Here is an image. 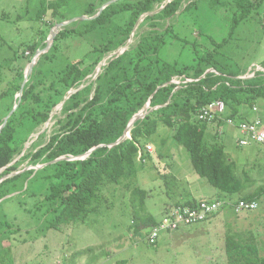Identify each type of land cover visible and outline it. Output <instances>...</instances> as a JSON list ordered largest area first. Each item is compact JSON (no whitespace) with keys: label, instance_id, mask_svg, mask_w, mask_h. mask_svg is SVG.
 Returning a JSON list of instances; mask_svg holds the SVG:
<instances>
[{"label":"trees","instance_id":"trees-1","mask_svg":"<svg viewBox=\"0 0 264 264\" xmlns=\"http://www.w3.org/2000/svg\"><path fill=\"white\" fill-rule=\"evenodd\" d=\"M198 1L125 2L118 13H129L127 23L116 26V33L107 36V39L112 37V44H115L104 46L105 42L95 45L77 60H70L62 49L72 39L84 42L86 32L107 24L116 14L113 5L91 20L88 29L78 27L79 22H87L81 20L60 30L50 51L39 59L25 87L24 102L9 118L0 134V212L4 204L16 200L36 220L40 212L47 216L45 221L51 217L52 220L46 222L49 229H59L71 223H86L91 215L99 212L106 200L104 190L107 184L120 185L137 175V165L150 158L144 153L147 152L148 141L143 148L142 140L157 133L161 125L171 129L178 144L188 150L195 172L217 190V200L231 201L255 181L247 173L243 179L237 176V164L227 157L223 143H207L210 124L199 121L198 113L212 102L223 101L229 117L249 121L251 118L243 114L241 108H253L255 103L264 100V71H253V77L242 79L240 77L246 76L247 71L231 72L228 66L219 63L216 56V51L228 43L238 24L247 20L252 11L259 9L264 0H234L239 13L234 14V26L228 38L220 43L210 39L216 45L215 51L198 55V43L195 42L192 52L195 57L192 60L183 58L184 50L180 52L182 60L163 58L165 47L181 42L179 34H175L172 24L167 25V22L172 19L178 21L177 18ZM229 5L233 6L231 3ZM53 7L54 3L51 10L55 17ZM97 8L90 7L84 15L94 17ZM44 13L42 6L38 14L40 22L44 19ZM146 14L142 24L151 25V31L139 34L136 44L123 54L108 59L96 79H88L96 74L99 64L108 55L128 44L138 20ZM54 25L47 24L49 30ZM47 37L43 33L40 42L46 41ZM29 44L25 51L31 52V56L24 58L28 63L41 46L39 43ZM20 52L9 61L25 56H19ZM261 67L264 68V62ZM211 69L218 73L205 74ZM10 70L14 71L13 68ZM17 75L21 80L24 72ZM203 75L205 77L201 78ZM15 76L7 83V89L0 91L1 100L8 95ZM175 78L181 79L180 85L173 83ZM186 79L193 81L184 83ZM15 89L19 92L20 82ZM73 91L77 92L65 102L61 112L63 118L57 116L61 130L50 136L43 147L36 143L17 159L30 137L49 121L52 113ZM148 104L150 107L147 109ZM13 107L14 103L4 107V110L0 109V127ZM142 111L146 112V117L134 123L131 139L110 147L124 135L133 118ZM215 125V136L220 138L218 129L223 122H216ZM92 149L95 150L85 156ZM140 152L143 153L141 158ZM60 158L64 159L56 161ZM71 158L76 159L69 160ZM25 160H29L31 165H48L37 171L16 174ZM134 189L133 207L136 204L138 207L133 212V224L138 228L155 227L158 221L146 215L147 192ZM250 189L251 186L248 187ZM12 194L15 195L3 200ZM29 198L35 200L34 208H28L26 199ZM238 198V201H260L264 198V185ZM13 224L8 218L0 216V264H13L11 248L3 246L1 233L4 228L7 229V239L12 245L10 238L17 230ZM226 253L229 264H264V256L260 255L256 244L242 243L234 237L228 238Z\"/></svg>","mask_w":264,"mask_h":264},{"label":"rangeland","instance_id":"rangeland-1","mask_svg":"<svg viewBox=\"0 0 264 264\" xmlns=\"http://www.w3.org/2000/svg\"><path fill=\"white\" fill-rule=\"evenodd\" d=\"M108 1L110 0H0V91L6 90L7 83L13 75H16L13 78V86L11 85L7 95L9 97L0 99V109L13 103L15 107L19 101L20 105L24 102L25 87L31 80L39 59L50 51L45 50V45H48V37L43 43L40 42L43 33L49 36L52 32L47 24L60 23L63 19L73 20L84 16L83 19H88L83 21L87 22H79L78 27L88 29L93 16L84 14L90 7H98L96 9L98 10ZM125 2L135 3L137 0H122L112 4L116 14L111 17L110 21L96 27L93 31L86 32L83 37L84 42H78L76 39L70 40L66 43V48L62 49L64 54L70 60H77L91 51L95 45H102L105 42L104 46L108 43L114 45L115 43L112 44L113 38L107 39V36L116 33L114 31L116 26L127 23L130 17L129 13L126 15L118 13ZM53 3L55 17L51 10ZM230 3L233 6H230ZM42 6L45 13L43 21L40 22L38 14ZM237 13L239 11L234 0L198 1L191 9L178 17V21L172 19L167 22V25L172 24V28H174L172 31L179 34L181 42H175L165 47L162 57L169 61L182 60L180 52L184 50L183 58L192 60L195 57V54L192 53L195 42L198 43L196 45L198 55H203L211 50L215 51L216 45L210 39L213 38L217 43H220L228 38L232 26H234V14ZM249 15L247 20L238 24L228 43L216 51L217 60L221 65L228 66L231 72L247 71L245 77H251L252 75L249 73L254 70L264 71V68L261 67L264 62V3ZM151 29V25H144L141 21V24L135 26L132 31V39L130 38L128 44L108 55L99 64L96 74L89 76L88 79H96L108 59L118 56L116 55L118 52L124 53L130 46L137 43L139 34L149 32ZM28 43H39L41 44L40 49L44 50H41L40 57L37 59L28 82L22 89L21 96L20 90L24 77L31 69V62L28 63V60L24 59L31 56V52L25 51ZM183 44L185 45L183 46ZM19 51H21L19 56H25L19 57L13 62L9 61ZM10 68H13L14 71H11ZM21 71L24 72V76L20 80V76L17 74ZM175 79L176 82L181 81L180 78ZM19 82L20 90L18 92L15 86ZM67 100L66 97L64 102L52 113L49 121L30 137L23 153L17 159H20L27 150H31L32 145L36 143L43 147L49 142L50 136L61 130L57 116L63 118L61 112ZM243 108H247L248 111L253 109L252 112H256L264 121V100L255 103L253 108L248 106ZM143 117L145 118L146 115ZM216 130L215 123H211L208 129L207 143L215 142L214 132ZM44 134L45 136H43ZM219 137L221 136L219 135ZM236 138L237 134L235 133L231 136H224L227 157L236 162L244 157V162L236 163V174L243 179L247 173L255 181L249 184L250 190L247 187L236 196L237 198L226 201L233 204L238 201L241 194L253 192L264 185V146L253 143L240 148V146H236ZM146 141L152 145L153 149L151 153V148H149L150 154L144 151L145 155H149L150 158L143 161L142 165H137V175L131 180L124 181L120 185L107 184L104 190L106 200L99 212L91 215L84 224L71 223L60 226L59 229H49L46 222L51 221V217L45 221L47 216H43L40 212L36 220L16 200L4 204L0 216L12 221L13 228L17 230L10 238L11 245L7 239L8 231L6 228L3 229L1 232L4 239L3 246L7 249L11 248V256L14 258L15 264H229L226 245L230 237H234L242 243L256 244L260 255L264 256V198L259 201L257 210L238 213L233 210V207L227 205L208 221L190 226L185 230L165 232L156 246L150 245L148 243L150 228H138L133 224V212L138 207L137 204L135 208L133 207L134 188L146 190L148 194L146 215H150V218L157 221L163 214V205L174 203L181 192L192 184H187L185 179L177 180V175H172L170 170L175 171L174 174L183 168L186 171L184 163H187L189 171L195 175L194 177L198 178L199 175L193 168L188 150L178 144L171 129L161 125L157 133L149 139L142 140L143 148H145ZM159 152L162 154L158 157ZM142 154L140 152V158ZM174 156L178 159L174 160ZM74 159L76 158L69 160ZM180 163L183 167H178ZM47 165L45 163L31 165L29 160H25L15 173L20 174L28 170L37 171ZM199 178L203 179L209 189H214L207 179ZM180 184L182 185L181 189ZM177 188L180 191L176 190ZM189 191L183 193L182 196L185 197ZM149 196L150 198H148ZM26 201L28 208H34L36 203L34 199L29 198ZM2 260L5 262V258Z\"/></svg>","mask_w":264,"mask_h":264},{"label":"built area","instance_id":"built-area-1","mask_svg":"<svg viewBox=\"0 0 264 264\" xmlns=\"http://www.w3.org/2000/svg\"><path fill=\"white\" fill-rule=\"evenodd\" d=\"M254 71L256 72L258 70ZM255 72L250 75L254 76ZM190 81V79H186L184 83ZM181 82L182 81L176 82V79L173 80V83L177 85H180ZM198 120L209 124L222 121L223 125L218 129L219 135L224 133V126L236 130L239 135L237 143L240 147H247L253 143L264 146V121L260 117L249 121L233 119L228 116L227 106L223 101H215L201 108L198 114ZM149 148H151L152 152V147L148 146V151ZM227 205L233 207V210L238 213L243 211H254L259 207L257 202L245 200H241L234 204L213 200L199 202L195 205L178 206L171 209L155 227H152L148 236V242L151 245H155L163 232H172L183 227L203 223L223 208L227 207Z\"/></svg>","mask_w":264,"mask_h":264},{"label":"crops","instance_id":"crops-1","mask_svg":"<svg viewBox=\"0 0 264 264\" xmlns=\"http://www.w3.org/2000/svg\"><path fill=\"white\" fill-rule=\"evenodd\" d=\"M241 112L243 114H245V115H248V117L253 116L254 118H252L251 120H254L257 117H260V116H258V114H256V112H254V111L252 112V110L248 111L247 108H243L242 107L241 108ZM227 114H228V109H227ZM234 133L237 134V138L235 139V142H236V146L238 147L239 146L238 143H237V139H238V136H239L238 133L236 132V130H234V129L230 128V127H227V126H224V134L220 138H218V137L215 138V142L219 141V142L223 143L224 146H225L224 136H229V135L231 136ZM240 148H242V147H240ZM161 154L162 153L159 152L158 153V157ZM176 159H178V157L174 156V160H176ZM240 162H244V157H242L236 163L239 164ZM184 166L186 168V171H185L184 168L182 170L178 171L177 174H174L175 171H173V170H170V171H171L172 175H177L176 176L177 180L182 181V179H185L187 184H190V183H192V184H191V186L189 185L187 189H184L183 192H181L180 196L178 197V199L174 203H172V204H169V203L164 204L166 206L163 205V207H162V213L163 214H162V216H161V218L159 220H162V218L166 215V213L168 211H170L174 207H177V206H180V205H184V204H189V203H198V202H201V201L203 202L204 200H215V199H217V190L214 187H213L214 189H209V187H207L205 185L203 179L199 178L200 176L198 178L194 177L195 175L189 171L187 163H184ZM178 167H183V165L180 163L178 165ZM190 180H191V182H190ZM179 186H180V189H181L182 185L180 184ZM180 189L177 188L176 190L180 191ZM189 189H190V191H189ZM187 191H189L188 194L185 197L182 196L183 193H186ZM148 198H150V196ZM159 220H157V221H159ZM186 228H188V227H186ZM182 229L185 230V228H182ZM182 229H180V230H182ZM9 264H11V263L9 262ZM13 264H15L14 258H13Z\"/></svg>","mask_w":264,"mask_h":264},{"label":"water","instance_id":"water-1","mask_svg":"<svg viewBox=\"0 0 264 264\" xmlns=\"http://www.w3.org/2000/svg\"><path fill=\"white\" fill-rule=\"evenodd\" d=\"M120 1H122V0H110V1L106 2L105 4L101 5L100 8H99L98 10H96L97 14H96L94 17H92V19H90V20H93V19H95V18H98V16H100V15L103 13V11H104L105 9H107V8H108L109 6H111L112 4H114V3H116V2H120ZM146 16H147V14L144 15V16H142V17L138 20L136 26H138L139 23H141V21H143L144 18H145ZM83 17H84V16H82V17H80V18L73 19V20L63 21V22H60V23L57 22V23L54 25V27L52 28V32H51L50 36H49L48 39H47V41H48V45L45 47V50H46V51H49V50L51 49V47H52L53 44L55 43V39H56L57 35L59 34L60 30H62L63 28H65V27H67V26H69V25L75 23V22L78 21V20H87V19H88V18L83 19ZM131 39H132V38H131ZM41 50H44V49H39V50L36 52L34 58L32 59V61H31V63H30L31 69H30V71L25 75L24 80H23V83H22V86H21V90H20V95H21V96H22V94H23V92H22L23 90H22V89H23V87L25 86V84L28 82V79H29L30 75L32 74L33 68L36 66L37 59L40 57V53L42 52ZM121 54H123V53H121V52L116 53V55H118V56L121 55ZM210 72H213V70H208L205 74H208V73H210ZM204 77H205V75H203L201 78H204ZM75 92H77V91L70 92L67 98H69V97H70L73 93H75ZM19 105H20V101H19V103L13 108V110L11 111V113L5 118V120H4V124H3L2 127L0 128V134L2 133V131H3V129L5 128V126L7 125V121L9 120V118H10V117L13 115V113L18 109ZM149 107H150V104L147 105V109H148ZM144 112H145V111L140 112L139 114H137V115L133 118L132 122L129 124L128 128L125 130L124 135H123V136H122V137H121V138H120L115 144L111 145L110 147L117 146V145H119L122 141L131 138V130H132V128H133V125H134V123H135L136 121H138V120L144 118L143 115H146V112H145V113H144ZM128 134H129V138L127 137ZM99 147H102V146H99ZM94 150H95V149H92V150L89 151L85 156L89 155V154H90L92 151H94ZM63 159H64V158H61V159H59V160H63ZM59 160H56V161H59ZM9 197H11V196L6 197L5 199H7V198H9Z\"/></svg>","mask_w":264,"mask_h":264},{"label":"clouds","instance_id":"clouds-1","mask_svg":"<svg viewBox=\"0 0 264 264\" xmlns=\"http://www.w3.org/2000/svg\"><path fill=\"white\" fill-rule=\"evenodd\" d=\"M66 21H67V20H66ZM62 22H63V21H62ZM76 22H77V21H76ZM55 24H56V23H55ZM49 36H50V35H49ZM46 46H47V45H46ZM211 70H212V69H211ZM251 71H252V70H251ZM213 72L218 73V72H216L215 70H213ZM249 74H250V73H249ZM252 77H253V76H252ZM240 78H242V79H246V78H251V77H245V76H244V77H240ZM190 80H191V79H190ZM192 81H193V80H191L190 82H192ZM215 123H216V122H215ZM218 134H219V133H218ZM223 134H224V133H223ZM223 134H222V135H223ZM222 135H220V136H222ZM130 139H131V138H130ZM148 146H151V145H148ZM148 146H147V147H148ZM147 147H146V150H147ZM151 147H152V146H151ZM147 152L150 153L148 150H147ZM151 153H152V152H151ZM4 200H5V199H4ZM215 200H217V199H215ZM2 201H3V200H2ZM204 201H213V200H204ZM219 201H222V200H219ZM240 201H241V200H240ZM201 202H202V201H201ZM225 202H226V201H225ZM236 202H239V201H236ZM236 202H235V203H236ZM255 202H257V203L259 204V201H255ZM198 203H199V202H198ZM195 204H197V203L184 204V205H195ZM180 206H183V205H180ZM177 207H178V206H177ZM174 208H175V207H174ZM225 208H226V207H225ZM258 208H259V207H258ZM172 209H173V208H172ZM168 212H169V211H168ZM168 212H167V213H168ZM167 213H166V214H167ZM164 217H165V216H164ZM164 217H163V218H164ZM163 218H162V219H163ZM160 221H161V220H159L158 223H159ZM207 221H208V220H207ZM205 222H206V221H205ZM203 223H204V222H203ZM200 224H201V223H200ZM193 226H194V225H193ZM189 227H190V226H189ZM183 228H186V227H183ZM151 229H152V228H150V231H151ZM181 229H182V228H181ZM179 230H180V229H179ZM150 231H149V233H150ZM176 231H178V230H176ZM172 232H173V231H172ZM163 233H165V232H163ZM163 233H162V234H163ZM168 233H170V232H168ZM162 234H161V236H162ZM161 236H160V238H161ZM160 238H159V240H160ZM159 240H158V242H159ZM158 242H157L155 245H152V246H156V245L158 244ZM148 243H149V242H148ZM149 244H150V243H149ZM150 245H151V244H150Z\"/></svg>","mask_w":264,"mask_h":264},{"label":"bare ground","instance_id":"bare-ground-1","mask_svg":"<svg viewBox=\"0 0 264 264\" xmlns=\"http://www.w3.org/2000/svg\"><path fill=\"white\" fill-rule=\"evenodd\" d=\"M127 137L129 138V134L127 135Z\"/></svg>","mask_w":264,"mask_h":264}]
</instances>
